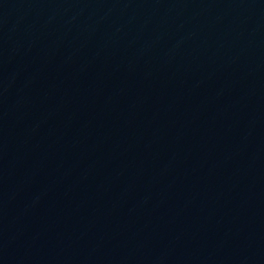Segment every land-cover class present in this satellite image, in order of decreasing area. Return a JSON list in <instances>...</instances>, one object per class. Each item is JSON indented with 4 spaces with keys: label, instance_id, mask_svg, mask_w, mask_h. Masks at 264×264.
Listing matches in <instances>:
<instances>
[{
    "label": "water",
    "instance_id": "water-1",
    "mask_svg": "<svg viewBox=\"0 0 264 264\" xmlns=\"http://www.w3.org/2000/svg\"><path fill=\"white\" fill-rule=\"evenodd\" d=\"M210 264H264V0H257L235 89Z\"/></svg>",
    "mask_w": 264,
    "mask_h": 264
}]
</instances>
